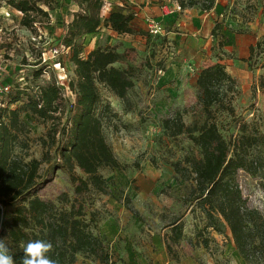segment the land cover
I'll return each instance as SVG.
<instances>
[{
    "label": "rangeland",
    "instance_id": "obj_1",
    "mask_svg": "<svg viewBox=\"0 0 264 264\" xmlns=\"http://www.w3.org/2000/svg\"><path fill=\"white\" fill-rule=\"evenodd\" d=\"M74 2L79 9V0ZM121 8L124 10L125 6L118 10ZM187 8L192 12L180 13L170 22L162 23L163 35L151 34L147 17L133 11V33L119 34L103 23L98 34L77 41L83 46V57L96 48L125 53L124 60L114 66L127 70L128 83L123 90L104 84L99 85V90L101 105H108L103 125L106 140L120 162L128 167L123 170L102 168L100 172L109 182L111 193L92 192L85 196L87 219L90 212L96 211L99 222L94 232L105 240L116 264H136L137 247L144 250L149 244L154 246L155 236L165 242L171 233L166 224L179 215H184V236L173 245L174 252L169 254L172 263L249 264L239 255L223 219L218 227L207 226L210 221L204 213L186 203L185 197L193 181L178 175L171 163L186 153L199 156L200 150L186 134L176 138L170 136L163 121L180 111L186 125L204 122L205 115L197 103L196 80L203 68L219 62L235 77L238 87V95L233 101L234 114L217 113L223 135L227 139L236 137L245 127L249 133L264 137V90L254 87L264 73L262 61L255 67L244 61L250 44L264 34V3L262 0H215L209 11L199 5ZM108 14H101V17L104 19ZM44 28L56 35L47 34V38L41 40L37 34L44 32ZM40 30L26 32V43L13 52L12 61L18 66L3 68L4 75L10 80L13 78V95L19 85L29 87V92L34 94L37 85L58 81L67 109L75 100V94L69 91L70 81L75 78V66L70 60L71 53L66 51L59 54L64 68L56 66L52 52L60 45L58 38L64 29L61 25L58 29L45 25ZM40 51L47 52L45 62L39 58ZM38 71L42 74L35 77ZM22 99L10 105L7 113L23 107L27 98L23 96ZM20 117L28 127L27 134H21V139L28 140L29 157L45 160L40 173L48 182L39 191V196L62 206L58 197L67 193L73 199L74 185L67 170L56 168L61 163L56 146L49 151L50 144L42 145L41 138L49 139L52 123L44 122L30 112L21 111ZM65 121L66 114L62 123ZM57 137L63 138L62 133L59 132ZM16 148L20 151L19 146ZM251 157L259 161L258 172L250 174L240 170L238 180L249 206L264 215V141L251 149ZM77 173L83 175L79 169ZM126 195L140 216L118 200ZM16 205L6 207L0 203V226L11 218ZM108 222L114 223L116 230L110 231ZM142 254L146 252L142 251ZM77 264L102 263L80 254Z\"/></svg>",
    "mask_w": 264,
    "mask_h": 264
},
{
    "label": "trees",
    "instance_id": "obj_2",
    "mask_svg": "<svg viewBox=\"0 0 264 264\" xmlns=\"http://www.w3.org/2000/svg\"><path fill=\"white\" fill-rule=\"evenodd\" d=\"M57 2L7 0L8 5L22 12L20 24L33 33L50 24V11L57 7ZM179 3L183 8L199 5L209 11L214 7L215 0ZM79 5L82 11L76 13L66 31L60 35V45L56 47L69 48L68 54L71 53L75 78L70 81V90L75 94L74 102L66 109L62 87L51 81L46 85H37L34 94L29 92V87L19 85L17 93L13 95L12 89L7 96L10 99L6 101L10 106L26 96L23 107L10 113H7L9 106L2 109L6 121L0 125V203L6 207L17 205L11 218L1 224L0 239L11 250L16 264L21 262L26 243L36 239L53 244L48 256L58 264H77L80 254L94 257L102 264H116L105 240L94 232L99 222L96 211L90 212L87 219L85 196L92 192L111 193L109 182L100 172L102 168L123 170L128 167L120 162L106 140L103 125L108 105H101L99 90L100 84L123 90L128 83L127 70L114 66L124 60L125 53L96 48L83 57V46L77 41L86 34L98 31L103 23L119 34H131L134 32V13L120 9L109 12L103 19L101 9L104 0H79ZM39 36L43 40L42 33L37 34ZM59 59L63 63L61 57ZM244 61L250 67L262 61L264 69V34L250 44ZM41 74L38 71L35 77ZM196 84L197 103L205 115L204 122L201 125H186L182 112L178 111L165 119L163 126L174 138L186 134L199 148L200 155L186 153L171 164L183 179L193 181L185 201L204 213L210 221L207 226L218 227L223 219L239 255L249 264H264V215L249 206L238 180L240 170L250 174L258 172L260 164L251 157V149L262 144L264 137L249 133L245 127L236 137L227 139L223 135L217 113L227 111L234 114L233 101L238 95L237 81L225 65L218 62L203 68ZM254 87L264 90V73ZM122 96H125L124 92ZM21 111L52 123L49 139L41 138L42 145L50 144L49 151L56 146L61 161L56 168L67 170L74 185L73 199L67 193L58 197L62 206L39 196V191L48 182L40 173L45 160L29 157L27 153L29 143L27 138L21 139V134H27L28 127L20 117ZM65 114L66 121L62 123ZM59 132L63 135L61 139L57 137ZM17 146L20 151H17ZM77 169L83 175L78 174ZM118 200L140 216L139 211L130 205L132 200L129 196ZM183 216H175L166 224L171 230L165 240L169 254L174 252L173 245L184 236Z\"/></svg>",
    "mask_w": 264,
    "mask_h": 264
},
{
    "label": "crops",
    "instance_id": "obj_3",
    "mask_svg": "<svg viewBox=\"0 0 264 264\" xmlns=\"http://www.w3.org/2000/svg\"><path fill=\"white\" fill-rule=\"evenodd\" d=\"M177 1L178 0H104L101 14L104 16L108 12L116 11L119 7L125 6L124 12L136 11V15H142L145 18L151 17L161 23H167L173 19L172 17H176L180 13L166 14L162 7L167 4L172 5ZM75 5L74 0H61L60 4L55 9L50 11V28L58 29L61 25L64 31H66L68 24L73 21L76 13L82 11L81 8L78 9ZM185 12L191 13L192 11L189 8H184V11L181 13ZM22 15L21 11L8 5L7 0H0V64L5 69H10L11 65L14 66V64H16L12 61L13 52L17 51V48H22L28 38L26 32H29V29L20 24ZM101 27L102 25L98 31ZM98 31L86 34L82 39L89 36L93 37V35L99 33ZM41 33L45 39L47 38V34L50 36L56 35V33L52 34L45 28L44 32L41 31ZM16 66L18 65L16 64ZM8 80L11 81L13 78H11V80L8 78ZM107 224L110 226V231L116 230V226L113 225L114 223L111 224V222H108ZM153 244L154 246H152V244L147 245L144 250L137 247L138 254L136 255V264H174L170 261L166 243L163 242L159 236H155ZM142 251H145L146 254H142Z\"/></svg>",
    "mask_w": 264,
    "mask_h": 264
},
{
    "label": "built area",
    "instance_id": "obj_4",
    "mask_svg": "<svg viewBox=\"0 0 264 264\" xmlns=\"http://www.w3.org/2000/svg\"><path fill=\"white\" fill-rule=\"evenodd\" d=\"M162 8H163L164 13L166 14L181 13L184 11L183 6L178 1L172 5L170 4L164 5ZM146 21L148 22V28L151 34L156 35V36L163 35V32H164L163 25L160 21L154 18H150V17H147ZM39 38L41 39L42 37L39 36ZM34 40H36V38H34ZM64 51L68 53L69 48L65 49L62 47L61 49L55 48L52 50L53 57L55 58V65L60 66L62 68H64V64L60 61L59 54H62V52ZM46 54H47L46 51H41L40 56H39V58L44 62L46 61ZM56 82L57 84H59L58 81ZM12 89H13V83L9 81L7 77H5L4 69L2 65H0V125L2 121H6L5 117L2 115V109H5L9 106V103L6 101V99H7L8 94L12 91ZM69 91L71 94H73L70 88H69ZM63 96L65 97L64 94Z\"/></svg>",
    "mask_w": 264,
    "mask_h": 264
},
{
    "label": "clouds",
    "instance_id": "obj_5",
    "mask_svg": "<svg viewBox=\"0 0 264 264\" xmlns=\"http://www.w3.org/2000/svg\"><path fill=\"white\" fill-rule=\"evenodd\" d=\"M53 250L50 241L36 239L30 240L23 247V257L20 264H58L56 260L49 258L48 254ZM0 264H16L11 250L3 239H0Z\"/></svg>",
    "mask_w": 264,
    "mask_h": 264
}]
</instances>
